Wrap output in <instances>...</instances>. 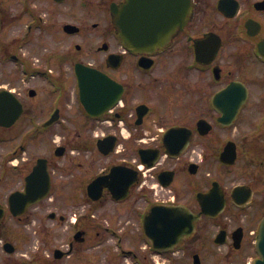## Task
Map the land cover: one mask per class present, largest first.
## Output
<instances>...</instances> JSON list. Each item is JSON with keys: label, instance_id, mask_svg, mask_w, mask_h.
Segmentation results:
<instances>
[{"label": "flooded vegetation", "instance_id": "flooded-vegetation-1", "mask_svg": "<svg viewBox=\"0 0 264 264\" xmlns=\"http://www.w3.org/2000/svg\"><path fill=\"white\" fill-rule=\"evenodd\" d=\"M190 2L191 18L167 42L137 50L122 43L113 14L141 8L136 0H64L60 19L41 16L33 0L36 19L17 0L11 16L0 2V121L22 106L0 124V264L19 262L20 229L66 223L71 237L60 247L69 254L57 259L54 248L38 264H99L83 247L108 237L109 264L262 260L264 0ZM76 64L92 70L83 90L92 115ZM33 171L30 200L45 196L14 215L9 197ZM158 205L200 215L172 250L146 245L142 216Z\"/></svg>", "mask_w": 264, "mask_h": 264}, {"label": "water", "instance_id": "water-1", "mask_svg": "<svg viewBox=\"0 0 264 264\" xmlns=\"http://www.w3.org/2000/svg\"><path fill=\"white\" fill-rule=\"evenodd\" d=\"M59 1V0H57ZM146 4V3H145ZM148 7V8H146ZM172 10L176 13L178 22L176 25L181 26L187 15L189 13V4L187 0H156L154 1L150 7L142 5L141 8H138L132 16H137L139 18H146L150 20L151 18H155L157 23L163 21L167 17V11ZM132 9H123L120 11L119 19L117 20L116 27L120 31L121 38L127 42L131 39V34H135V38H137V34L143 33L148 29V23H139L137 25L131 21V23H125L123 19H125L128 15H131ZM160 16V19H159ZM156 23V24H157ZM140 29H143L140 33ZM87 107V104L84 103ZM33 175L29 176L27 181V187L32 184ZM27 194H31V192L27 191ZM23 199L17 195H12L9 199L10 209L17 212H22L28 204H32L33 201H25L18 200ZM18 200L21 207L18 209L14 206V203ZM14 211V212H15ZM155 214L156 216L162 217L161 221H158L157 226L155 225ZM196 217L193 216L190 212L181 208H158L154 209L152 213L146 218V230L145 233L147 237L151 240L152 244L155 247L160 246L161 244H174L178 241L179 236L182 234H189L193 231L194 222ZM158 227L159 230L155 229ZM178 237V238H177ZM163 238H167L168 240H163ZM260 251L263 257L261 264H264V227L261 233L260 238ZM57 257L61 256L59 254Z\"/></svg>", "mask_w": 264, "mask_h": 264}, {"label": "rangeland", "instance_id": "rangeland-1", "mask_svg": "<svg viewBox=\"0 0 264 264\" xmlns=\"http://www.w3.org/2000/svg\"><path fill=\"white\" fill-rule=\"evenodd\" d=\"M34 6L31 5L30 8L38 9L41 16H44V14L50 13V17L60 19V6L54 5L52 1L48 3L47 0H33ZM0 2L3 3V5L6 8H3L6 10L9 15H13L17 13L19 10H17L16 6V0H0ZM44 4V5H43ZM21 5L19 6V8ZM44 8V10H43ZM41 10L42 13H41ZM84 14H85V10ZM67 18H70V11L69 7H67ZM39 15V16H40ZM48 16V15H47ZM22 22V21H20ZM22 80L27 83L30 82V80H26L23 78V75L21 74ZM67 223L58 227L53 228L50 231H45L44 233L42 230H39L38 228L29 229L28 227L24 228L23 230L26 232V239L21 240V243L19 245V251L17 253L18 258L24 257L27 259H32L35 256L38 257H47V254L52 253V249L54 247L63 246L65 242H67L69 233L66 230ZM20 234L24 235V232H20ZM108 240L103 241L100 245L97 244L96 247H92L91 250H85L87 247L83 249V257H86V255L92 254L90 257L97 258L98 257V263L99 264H109L108 258H111V255L115 253V247L113 246L114 240L111 238H107ZM96 245V244H95ZM128 247H131L128 245ZM20 259V258H19ZM21 263V261L19 260ZM112 264H117L116 262ZM121 264H124L121 262Z\"/></svg>", "mask_w": 264, "mask_h": 264}]
</instances>
